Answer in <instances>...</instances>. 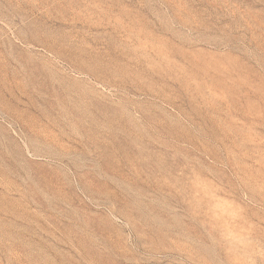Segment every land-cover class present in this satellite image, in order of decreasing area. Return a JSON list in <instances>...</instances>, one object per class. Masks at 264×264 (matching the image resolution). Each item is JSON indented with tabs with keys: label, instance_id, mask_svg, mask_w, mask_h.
<instances>
[{
	"label": "rangeland",
	"instance_id": "1",
	"mask_svg": "<svg viewBox=\"0 0 264 264\" xmlns=\"http://www.w3.org/2000/svg\"><path fill=\"white\" fill-rule=\"evenodd\" d=\"M0 264H264V0H0Z\"/></svg>",
	"mask_w": 264,
	"mask_h": 264
}]
</instances>
